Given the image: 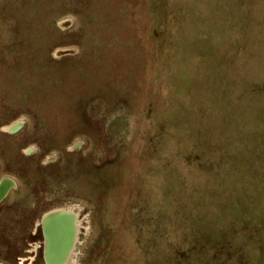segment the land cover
Here are the masks:
<instances>
[{"label":"rangeland","instance_id":"obj_1","mask_svg":"<svg viewBox=\"0 0 264 264\" xmlns=\"http://www.w3.org/2000/svg\"><path fill=\"white\" fill-rule=\"evenodd\" d=\"M4 179L0 264H264V0H0Z\"/></svg>","mask_w":264,"mask_h":264},{"label":"water","instance_id":"obj_2","mask_svg":"<svg viewBox=\"0 0 264 264\" xmlns=\"http://www.w3.org/2000/svg\"><path fill=\"white\" fill-rule=\"evenodd\" d=\"M20 128L17 124L8 131L16 132ZM14 188V183L9 179L0 182V202ZM44 239L43 257L45 264H66L78 234L77 216L69 210H54L46 213L40 222Z\"/></svg>","mask_w":264,"mask_h":264},{"label":"flooded vegetation","instance_id":"obj_3","mask_svg":"<svg viewBox=\"0 0 264 264\" xmlns=\"http://www.w3.org/2000/svg\"><path fill=\"white\" fill-rule=\"evenodd\" d=\"M1 203V202H0ZM41 227V226H40ZM41 237H42V242L39 243V246L38 248H41L43 249L44 248V245H45V239H44V235H43V231H42V228H41ZM41 245V246H40Z\"/></svg>","mask_w":264,"mask_h":264}]
</instances>
